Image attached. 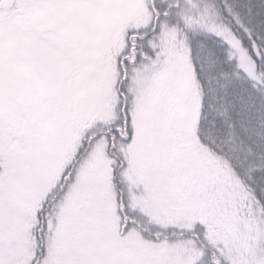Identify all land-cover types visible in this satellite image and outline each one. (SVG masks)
<instances>
[{"label":"snow or ice","instance_id":"snow-or-ice-1","mask_svg":"<svg viewBox=\"0 0 264 264\" xmlns=\"http://www.w3.org/2000/svg\"><path fill=\"white\" fill-rule=\"evenodd\" d=\"M0 264H264V0H0Z\"/></svg>","mask_w":264,"mask_h":264}]
</instances>
